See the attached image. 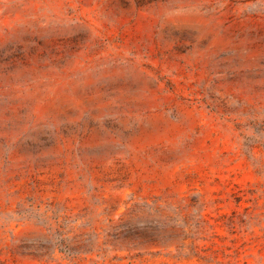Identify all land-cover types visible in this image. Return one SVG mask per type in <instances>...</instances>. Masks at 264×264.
<instances>
[{
    "label": "rangeland",
    "instance_id": "374dc122",
    "mask_svg": "<svg viewBox=\"0 0 264 264\" xmlns=\"http://www.w3.org/2000/svg\"><path fill=\"white\" fill-rule=\"evenodd\" d=\"M0 264H264V0H0Z\"/></svg>",
    "mask_w": 264,
    "mask_h": 264
}]
</instances>
